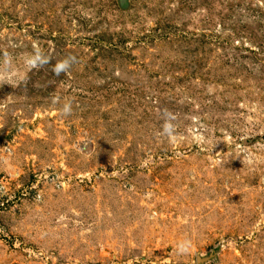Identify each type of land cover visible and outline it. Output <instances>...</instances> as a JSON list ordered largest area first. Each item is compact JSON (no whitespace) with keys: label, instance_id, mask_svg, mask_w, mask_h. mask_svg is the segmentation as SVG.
Wrapping results in <instances>:
<instances>
[{"label":"rangeland","instance_id":"obj_1","mask_svg":"<svg viewBox=\"0 0 264 264\" xmlns=\"http://www.w3.org/2000/svg\"><path fill=\"white\" fill-rule=\"evenodd\" d=\"M0 264H264V0H0Z\"/></svg>","mask_w":264,"mask_h":264},{"label":"clouds","instance_id":"obj_2","mask_svg":"<svg viewBox=\"0 0 264 264\" xmlns=\"http://www.w3.org/2000/svg\"><path fill=\"white\" fill-rule=\"evenodd\" d=\"M43 62L45 61L42 60L39 56L29 58L27 61L29 67H35L37 66V64L43 63ZM72 62H73V58L71 56L66 57L64 60L58 62L55 65V67L53 68V71L59 74L61 71H64L67 68H69ZM61 112L65 115L69 114L71 112V103L70 102L65 103L61 108Z\"/></svg>","mask_w":264,"mask_h":264}]
</instances>
